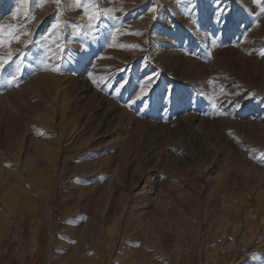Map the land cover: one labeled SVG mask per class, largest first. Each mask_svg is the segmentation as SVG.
<instances>
[{"label": "rangeland", "instance_id": "obj_1", "mask_svg": "<svg viewBox=\"0 0 264 264\" xmlns=\"http://www.w3.org/2000/svg\"><path fill=\"white\" fill-rule=\"evenodd\" d=\"M262 9L0 0V264H264Z\"/></svg>", "mask_w": 264, "mask_h": 264}, {"label": "snow or ice", "instance_id": "obj_2", "mask_svg": "<svg viewBox=\"0 0 264 264\" xmlns=\"http://www.w3.org/2000/svg\"><path fill=\"white\" fill-rule=\"evenodd\" d=\"M41 2H43V0H41ZM55 2L57 3V4H59V0H55ZM153 11H155V9H153ZM262 11H264V9H262ZM57 25L56 24H53V28H55ZM3 66V64L2 63H0V67H2ZM15 78L13 77L12 79H10V81L9 82H13V80H14Z\"/></svg>", "mask_w": 264, "mask_h": 264}, {"label": "bare ground", "instance_id": "obj_3", "mask_svg": "<svg viewBox=\"0 0 264 264\" xmlns=\"http://www.w3.org/2000/svg\"><path fill=\"white\" fill-rule=\"evenodd\" d=\"M42 83H45L44 81ZM123 233V232H122ZM100 236V235H99ZM84 237V236H83Z\"/></svg>", "mask_w": 264, "mask_h": 264}]
</instances>
